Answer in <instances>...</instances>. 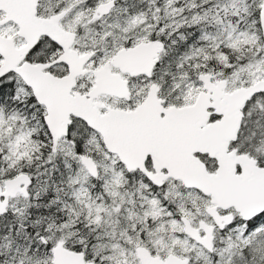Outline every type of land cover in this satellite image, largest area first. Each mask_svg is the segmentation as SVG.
Segmentation results:
<instances>
[{
  "label": "snow or ice",
  "instance_id": "obj_1",
  "mask_svg": "<svg viewBox=\"0 0 264 264\" xmlns=\"http://www.w3.org/2000/svg\"><path fill=\"white\" fill-rule=\"evenodd\" d=\"M0 264H264V0H0Z\"/></svg>",
  "mask_w": 264,
  "mask_h": 264
}]
</instances>
